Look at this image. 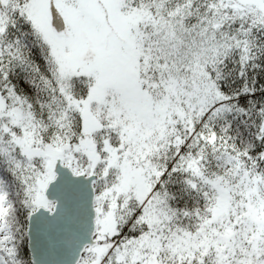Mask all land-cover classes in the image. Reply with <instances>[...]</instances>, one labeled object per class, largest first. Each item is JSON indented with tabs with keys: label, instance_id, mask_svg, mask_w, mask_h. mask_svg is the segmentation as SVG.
Returning a JSON list of instances; mask_svg holds the SVG:
<instances>
[{
	"label": "snow or ice",
	"instance_id": "1",
	"mask_svg": "<svg viewBox=\"0 0 264 264\" xmlns=\"http://www.w3.org/2000/svg\"><path fill=\"white\" fill-rule=\"evenodd\" d=\"M0 264H264V0H0Z\"/></svg>",
	"mask_w": 264,
	"mask_h": 264
}]
</instances>
